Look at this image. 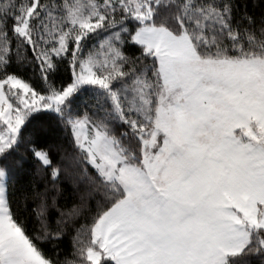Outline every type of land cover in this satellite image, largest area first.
Here are the masks:
<instances>
[{"label": "snow or ice", "instance_id": "obj_1", "mask_svg": "<svg viewBox=\"0 0 264 264\" xmlns=\"http://www.w3.org/2000/svg\"><path fill=\"white\" fill-rule=\"evenodd\" d=\"M0 264H264V0H0Z\"/></svg>", "mask_w": 264, "mask_h": 264}]
</instances>
